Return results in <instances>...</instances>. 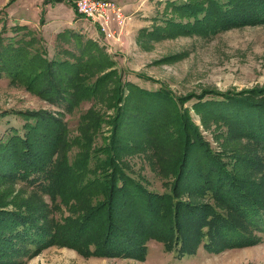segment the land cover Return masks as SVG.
Listing matches in <instances>:
<instances>
[{"label":"rangeland","instance_id":"rangeland-1","mask_svg":"<svg viewBox=\"0 0 264 264\" xmlns=\"http://www.w3.org/2000/svg\"><path fill=\"white\" fill-rule=\"evenodd\" d=\"M76 1L0 0L3 44H15L22 38L30 40L31 53L43 50L44 46L49 60H87L91 63L89 73L84 74L85 84L92 87L95 81H104L97 90L92 87V99L74 102L70 112L65 113L35 90L26 78L29 76L14 81L0 76V113L4 114L0 117V138L12 128H19L22 134V116L50 114L65 121L68 134L64 139L68 140L62 149L66 163L82 165L85 149L75 144L83 134L81 123L92 116L90 124L101 126L87 150L91 155L94 147L105 149L104 144L110 143L112 122L119 109L127 111V117L132 115L127 104H119L115 101L116 94H112L118 76L122 83L147 91L165 89L166 100L148 130L136 135L135 126L125 120L117 133H130L127 137L132 142L128 144L133 147L131 151H120V156L130 167L137 192L131 196L135 198L134 204L119 219L124 225L117 224L121 230L123 226L131 228L119 242L122 251L113 254L103 249V255L89 253L96 251L106 231L104 211L97 221H86L85 234L90 237H74L77 232L66 226L71 227L70 222L80 219L90 206L80 196L85 194L80 188L81 180L72 179L67 166L58 162V181L55 178L58 194L51 199L40 188L53 173L49 171L47 176L37 170L39 167L24 165L23 179L22 174L15 178L0 177V211L17 210L32 225L20 226L15 233L19 240L13 243L21 244L8 246L5 252L31 251L33 254L25 257L24 264H264V122L248 117L244 123H232L221 116L225 113L218 104H212L215 100H226L230 92L259 90L256 95L264 97V20L249 18L242 24L229 20L237 17L234 14L239 9L252 12L255 17L264 15V5L256 11L264 0H217L220 6L213 5L210 9L203 0H99L113 2L125 16L119 26L109 14L112 20L106 32L98 19L86 20L76 13ZM182 5L192 9L198 6L199 13L190 17L180 10ZM20 25L26 26L31 34L22 30L15 33L14 29ZM176 26L184 30L175 29ZM106 33L110 35L107 37ZM60 89L63 91L59 90V96L71 94L67 85ZM242 123L247 129H240ZM191 140L197 143L195 147H187ZM202 149L220 163L228 164L225 172L230 174L224 182L223 174L207 172ZM97 157L105 160L109 155L96 153ZM87 163V168H92L91 161ZM217 175L223 190L215 188V180L213 187L200 186V178L210 182ZM235 176L238 180L232 179ZM241 179L246 181V188L239 186ZM249 190L256 191L249 194L254 195L256 206L243 196ZM157 201L165 209L158 210L155 206L153 213ZM58 227H62L58 240L67 243L51 242L36 250L45 231L53 232ZM7 255L5 259L9 261L17 259Z\"/></svg>","mask_w":264,"mask_h":264},{"label":"trees","instance_id":"trees-1","mask_svg":"<svg viewBox=\"0 0 264 264\" xmlns=\"http://www.w3.org/2000/svg\"><path fill=\"white\" fill-rule=\"evenodd\" d=\"M57 1L59 0H56V2ZM203 3H208L210 5L207 7L208 9H210L213 5H216L217 7L220 6L217 0H203ZM205 4L203 6H206ZM263 5L264 3L262 2V5L257 7L256 11H260ZM179 7L180 10H185L184 12L193 18L196 16L194 14L199 13L198 6L195 8L193 7V9L187 5H182ZM231 7L237 10L235 6ZM200 10L202 12L204 10L203 7L200 8ZM251 14L252 12L239 9L234 14L237 17L232 16L229 18L228 16L227 18H229L232 23L237 22V24H242L249 18H261L259 22L264 20V15H258L255 17L256 15ZM243 15L251 16L244 18ZM203 17L207 18V15H204ZM43 23L44 20L43 17H41L40 24ZM197 27H199L198 22ZM174 28L178 29L180 27L176 26ZM14 30H16L15 33H18L22 30L27 34H31L27 27L22 25L17 26ZM180 30H184V28H180ZM11 40H14V37H12ZM21 40L22 38L15 42V44H3L0 37V76L6 75L10 81H14L15 79L20 80L26 76H29L26 78H28L29 82L35 86V90L37 89L38 92L40 91L43 95H46L47 99L58 104L57 106L62 108L65 113L70 112V109L75 104L74 102L78 103L84 99H92V97H94V93H92V87H95V90H97L99 86L104 85V81L102 79L97 80V82L95 81L92 84V87L85 84L86 81L84 74L86 75L87 72L89 73L91 62L89 63L87 60L83 61L82 59L77 58L75 62H69L66 60L60 61L56 59L49 60L47 58L44 46L42 48L43 50H35V53H31L28 49L30 40H22L23 43H21ZM115 80L116 93L112 91L113 95L116 94L115 101L119 102V104H127V108H130V113H132V115L127 117V115H125L127 111L124 113V109L121 107L123 110H118L119 112L116 113L117 116L112 122L113 133L110 137V143L104 144L105 149H102V147H94L91 155L87 153V150L92 147L91 140L99 134L101 126L100 124H90L92 116H90V120L85 119V121L81 123L80 126V130L83 131V134L78 138L77 141H75V144L79 149H85L81 161L82 165L74 162H72L71 165L66 163L67 157H65V151L62 149V146L68 140L67 137L64 139V136H67L68 134L65 121H63V119L59 120L54 118L50 114H47L46 116L35 114L33 116L28 115V117H23L21 114L19 116H22L21 119L24 121L21 127L22 134L20 130H17L19 128H12L10 132H5L0 138V177L7 176L10 178H15L19 174H22L21 169L24 165H32L34 168L39 167L40 169L37 170H42L43 173L46 174L47 172L49 173V171H51L53 173L51 179L46 180L45 184H43L40 188V191L45 192V194L49 195L51 199H55L56 195L58 194L55 188L58 181L56 177V174H58V171L56 170L58 162L59 164L64 163L67 166L65 168L71 172L70 174L72 179L73 177H77V180H81L80 188L85 191V194H81L80 196H84L86 203L90 206L85 209L87 210L85 215H81L82 217L77 219V221H71V227H69V224L66 227L71 231L75 230L77 232L73 235L74 237L79 235L90 237L91 235L85 234L84 226L86 221H97V219L101 218L102 216L101 212L104 211V224L106 226V231L102 238V242L98 243L96 251L88 250L89 253L95 255H103V249H105L103 252L113 251V254L119 250L122 251V249H120L119 242L123 240L126 231H129V228H131L130 226H123L122 229L124 230L118 228L124 225L119 219H123L124 215H126V213L129 211L128 206L134 204L135 198L133 199L131 196L137 192L136 182L130 177L129 174L131 171L130 167H128L126 162L120 156V151L126 152L133 150L132 144H128L132 142L131 139L127 137V135L130 133H127V135L117 134L120 130L119 127L122 126L123 121L128 120L129 124L135 126L137 131L135 134L141 135L144 131L148 130V125H152V123L155 121L158 113L160 112L159 108H161V103L164 102L163 100H166L165 89L147 91L131 83H122V80H120L119 76ZM62 85H67L68 90L71 91V94L68 93L66 95L67 97H64L61 94L59 96V90H61V92L63 91V89H60ZM89 90H91L89 94H83V91L88 93ZM258 92L259 90H250V92H241L239 94L230 92L226 95V100H215V102L213 101L212 104H218L220 109L224 110L225 113L221 116H225V118H228L230 121H232V123H238L239 121H243L244 123L248 117L249 119L254 118L260 122H264V116H260L262 113H264V103L262 102L264 101V97H258L256 95ZM133 100L135 101L134 104H132ZM170 102L173 103V101ZM145 114H148V116L145 117ZM0 117L3 118L4 114L0 113ZM31 119L33 122L29 121ZM243 123L239 126L240 129L245 128L244 126L246 125ZM45 138L47 142L45 141ZM196 144V142L191 140V142L188 143L189 146L187 147L192 148L195 147ZM124 148H126V150H124ZM199 148L200 147L197 146V149ZM60 151L63 152L61 153V156L59 155ZM96 153H105L106 155H109V157L105 160L98 157L95 158ZM201 153L205 159L208 173L211 175H214V173L223 174L224 177H221L223 182L224 179L229 178L228 175L230 173L227 175L225 172V167H227L228 164L226 166V164L220 163L219 159L217 160L216 157L212 156V154L208 151H204V149L201 150ZM31 159H34V162ZM88 161L89 163L91 161L92 168H87ZM96 162H99V164ZM47 164L49 166H47ZM229 165L232 167L233 164L229 163ZM108 168L109 171H107ZM62 169L64 170V168ZM54 170L55 172H53ZM233 170H235L234 167ZM96 171H98V173H95ZM23 177L24 175L22 174L21 178L23 179ZM232 179L238 180L236 176ZM241 180L242 181L239 186L242 189L244 188L243 186L246 188V181L244 182L243 179ZM199 181L200 186L204 187V184H206L213 187L214 183L217 190L219 188L220 190H223L221 189V181L220 179L218 180V175L216 178H213V181L211 180L210 182L206 181L205 179L203 180L202 178H200ZM253 193H256V191L249 190L248 195L245 193L243 196L248 203L256 206V199L253 197L254 195H249ZM154 204L155 205L152 208L153 213H155V206L158 208V210L165 209L162 204L158 205V201L154 202ZM241 210H244L245 213L250 212L248 209ZM142 219L146 220L145 217ZM74 222L77 224V227H75L73 224ZM117 224H120L121 226ZM145 225L147 226V224ZM20 226L31 228L32 225L30 222H27L23 214L19 213L17 210L14 212L0 211V264H24L23 262L25 261V257L28 258L29 254H33L27 249H25L23 253L5 252L8 246L14 247L21 244L19 242L16 244L13 243L14 241L19 240L18 237L15 236V233L19 228H21ZM56 233L59 237L56 236ZM60 233L62 234V227H58L57 230L54 229L53 232L45 231L43 239L37 243L36 250H40L42 246L51 244V242H60V240H58V238L61 236ZM225 233L226 232L223 231L224 237H226ZM65 234L66 233H63V237ZM35 236H37V231H35ZM8 242L10 243L6 244V246L3 245V243L5 244ZM60 243L65 244L67 241H61ZM7 254H11L9 257L13 255L17 256V259L11 261L7 260L5 259L6 256H8Z\"/></svg>","mask_w":264,"mask_h":264},{"label":"built area","instance_id":"built-area-1","mask_svg":"<svg viewBox=\"0 0 264 264\" xmlns=\"http://www.w3.org/2000/svg\"><path fill=\"white\" fill-rule=\"evenodd\" d=\"M75 11L76 13L86 19L94 20L98 19L100 21L101 29L103 32H106V28L109 25V14L114 17V21L119 26L125 20L121 9L117 7L113 2H104L99 0H78L75 2ZM110 33H106L105 36H109Z\"/></svg>","mask_w":264,"mask_h":264}]
</instances>
